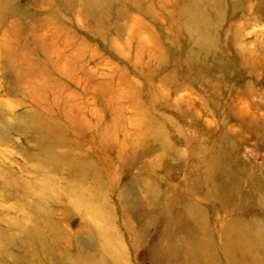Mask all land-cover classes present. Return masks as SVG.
Listing matches in <instances>:
<instances>
[{
    "label": "rangeland",
    "instance_id": "rangeland-1",
    "mask_svg": "<svg viewBox=\"0 0 264 264\" xmlns=\"http://www.w3.org/2000/svg\"><path fill=\"white\" fill-rule=\"evenodd\" d=\"M88 1L0 0V249L227 264L264 233V0Z\"/></svg>",
    "mask_w": 264,
    "mask_h": 264
},
{
    "label": "bare ground",
    "instance_id": "bare-ground-1",
    "mask_svg": "<svg viewBox=\"0 0 264 264\" xmlns=\"http://www.w3.org/2000/svg\"><path fill=\"white\" fill-rule=\"evenodd\" d=\"M83 7L86 12L91 13V2L86 0V4ZM99 7V6H97ZM105 9V5H102ZM103 12L100 11V14ZM260 218H262L260 216ZM242 236L241 233L231 232L229 236H224L221 240V253L225 258L227 264H262L260 255L257 254V249H264V233L256 234L254 231H246ZM5 238L4 245H14L18 250V255L9 254L6 248L0 249V258L8 255L13 264H49L47 247V240L39 238L38 234L34 231L28 233L27 238L17 239ZM205 243V242H204ZM178 264L177 262H175Z\"/></svg>",
    "mask_w": 264,
    "mask_h": 264
}]
</instances>
